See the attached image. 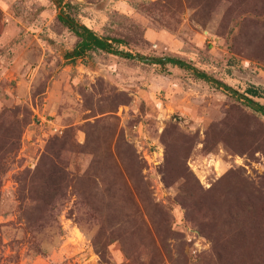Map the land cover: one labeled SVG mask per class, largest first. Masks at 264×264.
<instances>
[{"label":"rangeland","instance_id":"374dc122","mask_svg":"<svg viewBox=\"0 0 264 264\" xmlns=\"http://www.w3.org/2000/svg\"><path fill=\"white\" fill-rule=\"evenodd\" d=\"M251 86L264 0H0V264H264Z\"/></svg>","mask_w":264,"mask_h":264},{"label":"trees","instance_id":"16d2710c","mask_svg":"<svg viewBox=\"0 0 264 264\" xmlns=\"http://www.w3.org/2000/svg\"><path fill=\"white\" fill-rule=\"evenodd\" d=\"M63 3V0H59V5ZM67 7L71 8V4H66ZM58 19L72 32L75 33V35L79 38V42L76 45V47L68 52L66 54V58H79L83 57L86 52L90 50L100 49L103 51L111 52V53H122L118 50H115L112 46V43L110 42L109 38H101L95 34L94 31H92L89 27L86 25L79 24L76 19L69 13L64 11H61L58 15ZM114 42L118 44L125 43L122 40H118L116 38H113ZM127 57H133L131 54L127 53ZM159 63L161 64H167L170 63L174 66H177L181 69L189 70L192 72L195 78L204 80L206 82L215 84L218 87H223L228 91H231L235 93L234 90L224 82L214 78L213 76L209 75L203 70H200L196 66L192 65L191 63H188L187 61L176 58V57H167L163 60H161ZM246 95H242L244 99L248 101L249 104L259 113L264 115V104H261L260 102H257L254 100V98L261 97L260 96V88L256 86H251L246 90Z\"/></svg>","mask_w":264,"mask_h":264},{"label":"water","instance_id":"95a60500","mask_svg":"<svg viewBox=\"0 0 264 264\" xmlns=\"http://www.w3.org/2000/svg\"><path fill=\"white\" fill-rule=\"evenodd\" d=\"M139 59L144 61V62H158L159 60H162L163 58L143 57V58H139Z\"/></svg>","mask_w":264,"mask_h":264},{"label":"built area","instance_id":"2783aa9c","mask_svg":"<svg viewBox=\"0 0 264 264\" xmlns=\"http://www.w3.org/2000/svg\"><path fill=\"white\" fill-rule=\"evenodd\" d=\"M55 129V131L57 132V129L56 128H54Z\"/></svg>","mask_w":264,"mask_h":264}]
</instances>
